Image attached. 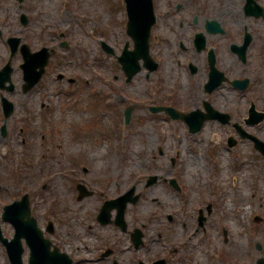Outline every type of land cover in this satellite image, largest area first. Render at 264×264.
<instances>
[{"label":"rangeland","instance_id":"374dc122","mask_svg":"<svg viewBox=\"0 0 264 264\" xmlns=\"http://www.w3.org/2000/svg\"><path fill=\"white\" fill-rule=\"evenodd\" d=\"M223 1L153 0L159 24L151 34L158 40L166 37L171 41L177 34L166 28L177 24L173 20H185L194 9L200 10L201 20L211 5L216 7L219 2L222 6ZM177 3L182 6L172 12ZM168 11L172 12L170 17L165 15ZM20 12L29 19L25 28L17 25ZM0 20L6 25L0 37V68L9 53L3 43L8 35L22 37L32 50L41 46L56 49L40 86L25 98L30 109L26 103L22 109L19 103L15 117L8 119L7 136L0 134V212L3 205L28 193L38 225L44 229L47 221L53 222L54 233L46 236L73 259L72 264H111L112 259L118 264L150 261L166 256L164 243L169 241L172 264H256L259 257L264 261V160L244 143L228 149L226 129L207 124L200 132L190 134L182 122L167 128L164 122L149 116L146 105L152 102L148 92L151 79L146 70L125 83L116 57L100 48L104 41L116 56L126 43L132 49L124 27L123 0H23L22 11L16 0H0ZM177 32L190 49L191 29L185 26ZM221 37L226 39L228 35ZM62 41L67 47H60ZM158 48L152 40V57L160 54L166 62L178 58L172 43L163 41ZM20 63L21 56L15 54L11 65L16 88L22 78ZM58 74L64 78L57 80ZM66 79L75 82L69 84ZM166 82L162 80L165 89H159L158 97L171 95V101L177 100L181 109L192 106L197 98L195 91L192 97L186 84L178 89ZM132 104V122L126 128L121 116ZM159 147L165 156L152 158ZM171 159L175 163L170 167ZM83 167L94 172L101 185L95 196L77 201L69 188L71 177L77 174L83 181L92 178L91 173H83ZM164 171L184 188L181 195L185 200L181 201L178 192L162 181L145 187L149 174ZM133 187L132 194L138 199L129 213L137 212L145 221L149 218L145 246L137 250L126 235H115L110 225H95L89 219L95 205ZM210 202L214 208L207 215L205 236L191 237L195 223L189 215L201 203ZM166 213L173 216L170 226ZM257 217L261 218L258 222ZM155 228L162 229L160 236ZM166 228H171L167 239ZM1 229L5 237H12L9 224L2 223ZM108 248L115 249L114 256L100 257ZM24 257L26 264L27 249ZM0 264H9L1 244Z\"/></svg>","mask_w":264,"mask_h":264},{"label":"flooded vegetation","instance_id":"af4514ba","mask_svg":"<svg viewBox=\"0 0 264 264\" xmlns=\"http://www.w3.org/2000/svg\"><path fill=\"white\" fill-rule=\"evenodd\" d=\"M215 5L217 6L211 5L212 10L207 9L204 12L201 20L199 9L192 10V13L186 15L185 20H173L172 23L177 24L167 27L166 31L177 34V37L175 36L171 41L163 37L157 43L154 42V46L159 47L158 49H160L163 41L172 43L173 54L178 58L176 60L170 58L166 62L164 56L157 54L158 57H163V60L158 59L156 76L154 74L152 75L153 78L151 76L150 92L157 99L153 105L174 107L181 111L194 108L199 110L202 115L206 113L210 118L206 120L204 125L212 124L216 129L227 130L226 142L232 145L229 149H234L244 143L248 145L251 152L262 157L260 148L256 147L255 144L256 142L264 144V0H225L222 6L219 2ZM180 6L182 4L177 3L176 9L172 12L179 11ZM172 12L168 11L165 15L167 14L170 17ZM231 19L234 20L231 21ZM208 21H213L215 25H218L214 28L216 30L213 33L208 32L206 29ZM157 24H159L158 18ZM3 26L6 25L0 24V35L4 34L2 32L4 30ZM185 26L191 29L190 36L192 38L188 39L191 45L190 49L178 37L181 33L177 30H182ZM198 33H202L205 37L206 48L202 51H198L194 45V38ZM226 34L228 35L226 39L221 37ZM187 49H189V54L185 57ZM210 50L213 54L214 64H212V67ZM174 70H176V73L173 76ZM161 71L162 73L159 74ZM211 73L212 75H210ZM166 78L168 79L167 82ZM162 80L163 83L166 82L172 88L179 89L186 84L191 95L195 91L197 98H194L192 106L181 109L177 100L171 101L170 94L172 93L168 94L170 96L158 97L159 89L164 88V86H161ZM14 95L15 91L10 93L8 98L12 100ZM192 97H194V94ZM154 119H158L160 122H168L170 118L161 113L160 117ZM88 173H91L90 177L92 178L82 181L87 188L93 190L89 196L92 197L95 196L97 186L101 184L98 179L94 178V172L85 170V174ZM163 173L165 174L166 171ZM99 197L101 198L100 195ZM213 208V204H210L209 206L199 207L197 213L192 210L189 219L195 223V226L190 235L191 237L201 233H203L202 236H205L207 215L212 214ZM114 213V211H110V220H112ZM96 215L97 210L92 213V217H89V219L95 225H99L96 221ZM164 217L168 225L171 222L173 223L171 213H166ZM146 219L147 221L140 218L137 212L128 213L125 230H122L120 226H116L112 221L108 225L115 231V235H126L129 239L131 234L139 228L142 241L137 249H141L145 246V237L148 235L145 231L149 218ZM185 226L183 223L184 228ZM167 230L169 231L171 228L164 229L166 236H163L165 239L168 236ZM155 231L159 236L162 233V229L155 228ZM207 241L208 239H204V242ZM164 246L168 248L165 253L166 256H156L145 262L150 263L155 259L163 258L167 264H172L171 241L165 242ZM109 249L111 253H115V249ZM139 261H136V263H139Z\"/></svg>","mask_w":264,"mask_h":264},{"label":"water","instance_id":"95a60500","mask_svg":"<svg viewBox=\"0 0 264 264\" xmlns=\"http://www.w3.org/2000/svg\"><path fill=\"white\" fill-rule=\"evenodd\" d=\"M125 2L128 15L127 33L133 40L134 49L129 51L126 46L122 55L118 58V61L122 65V69L127 76V81H129V79H131L132 76L141 69L140 65H138L139 60L143 61V66L149 71L156 68V64L150 58L148 45L150 28L155 21V17L153 13L152 0H125ZM18 41L19 39L16 40V42ZM102 46L106 53H113V50L106 44L103 43ZM15 48L16 45L13 46V51H15ZM21 52L23 53L25 60V78L27 76V78L31 81L30 85L35 84L44 71L49 54L46 49H42L35 54H30L27 46L25 45L21 47ZM37 67L39 68V71L36 72L35 69ZM198 118L199 124L196 123L195 127L190 124L191 132L199 130L205 117L199 116ZM184 120L189 124L188 116H184ZM155 179L156 177H150L147 181V185L152 184ZM132 192L133 189L116 200V202L122 203V210L128 201L135 202L137 200L138 197H132ZM83 196L84 193L81 192L79 199ZM12 212L13 214L6 211L3 215V219L9 220L14 225L16 230L15 237L7 244L8 255L12 264H21V238H25L31 249L29 264L70 263V260L66 255L57 253V251L53 253L48 251L49 242L44 240L42 232L36 226L35 220L30 217L27 196L23 197L21 203L17 205ZM51 227V223H49V231H51ZM3 241L6 243L5 240Z\"/></svg>","mask_w":264,"mask_h":264}]
</instances>
